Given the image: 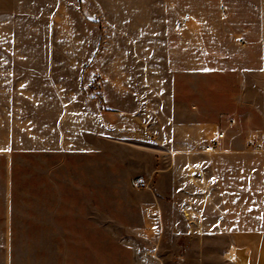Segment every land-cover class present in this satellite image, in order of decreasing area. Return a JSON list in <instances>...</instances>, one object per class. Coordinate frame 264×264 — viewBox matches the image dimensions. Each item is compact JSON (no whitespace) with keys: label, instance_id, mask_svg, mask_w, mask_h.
Segmentation results:
<instances>
[{"label":"crops","instance_id":"obj_1","mask_svg":"<svg viewBox=\"0 0 264 264\" xmlns=\"http://www.w3.org/2000/svg\"><path fill=\"white\" fill-rule=\"evenodd\" d=\"M13 4L53 45L0 48V86L41 88L0 127L4 264H264V0ZM103 69L113 100L80 94Z\"/></svg>","mask_w":264,"mask_h":264},{"label":"rangeland","instance_id":"obj_2","mask_svg":"<svg viewBox=\"0 0 264 264\" xmlns=\"http://www.w3.org/2000/svg\"><path fill=\"white\" fill-rule=\"evenodd\" d=\"M9 4L8 6L5 7V10L0 11V48H8V47H41V46H51L53 43H51V40H48L47 38H41L39 35V30H46V25L43 22V24L40 27V24L37 20L34 21H27L24 22L23 18L25 13H28L29 11L25 8H20L21 13H18V16L13 15L14 11V4L13 0L7 1ZM44 17V16H42ZM26 18L29 19L28 16ZM37 18V17H36ZM31 22V23H30ZM32 31V33H31ZM33 31L35 32V35L33 34ZM109 35V36H108ZM110 35H113V33H105L103 30L102 37L100 39V48L101 50H106L108 54H113V37H110ZM106 36V37H105ZM113 56V55H112ZM0 62L2 64L6 63L7 61L4 60V55H0ZM3 67V66H2ZM4 74V72H0V75ZM85 72H82V76L80 75L79 78L84 79L86 78ZM93 77L92 85L87 86V87H78V91L81 94L87 95V96H94L99 99H104L105 96L108 97V99L113 100V87L108 86V82L113 79V70H101L95 72L94 75L91 76ZM199 78H205L204 76H200ZM66 89H71L73 91V87L71 88H66ZM48 90H51L52 88H49ZM35 91H41V88H28V87H9V86H0V127L4 128L9 127V125L13 122L11 120L12 112L14 111V107H25L27 104H24L21 102V98L24 95H29L32 93H36ZM43 91V89H42ZM45 92V91H43ZM23 95V96H22ZM16 98V99H14ZM113 104V102H110ZM19 110V108H18ZM9 135L5 136L6 142L8 141ZM104 156V155H103ZM29 156L27 154L24 155H18V164H27L28 163ZM103 161H105L103 159ZM10 163H13V158L9 161ZM7 159L5 160L4 156H0V192L3 190V175L5 171V163H8ZM103 176L104 174L109 173V168L107 167L109 162H103ZM25 167H18L16 168L15 173L18 174V179H21L23 174L27 173L29 168ZM7 170L12 172L13 170L12 167H7ZM14 173V170L13 172ZM136 176L132 177V183L129 187V191H135L139 190L142 187H136L133 184L134 178ZM105 178L103 177V184H102V191H103V197L101 199V206L103 209L109 208L112 206L111 202H113L114 207L121 206L122 200L121 198H113L110 199L107 196L109 193V184L105 182ZM19 187L21 190V187H23V183H19ZM144 188V187H143ZM122 189L120 187L117 188V192ZM107 192V193H105ZM103 221L104 216H103ZM9 248L1 247L0 246V264H4L5 261V254L7 253V250ZM16 248H10V251L13 250L15 251ZM17 254L19 253V248L16 249ZM111 247L106 244V242L103 241V246H102V254L103 258L107 257L108 254H110ZM104 261V260H103ZM104 263V262H103Z\"/></svg>","mask_w":264,"mask_h":264},{"label":"built area","instance_id":"obj_3","mask_svg":"<svg viewBox=\"0 0 264 264\" xmlns=\"http://www.w3.org/2000/svg\"><path fill=\"white\" fill-rule=\"evenodd\" d=\"M189 19H190V15H186L184 19L179 22L178 26L184 27L187 24V21ZM234 123H235L234 120H231V124H234ZM225 135H226L225 131L219 132L217 137L212 139L210 144L206 146L205 150L208 152L220 150L222 148V141L224 140ZM248 145L249 147L256 149V150L264 149V145L255 138H250L248 140ZM133 184L136 187H142V188L149 187V182H146L143 176L136 177L133 180Z\"/></svg>","mask_w":264,"mask_h":264}]
</instances>
